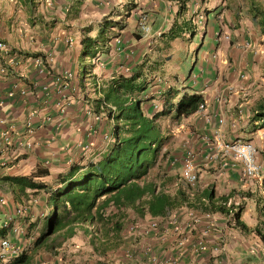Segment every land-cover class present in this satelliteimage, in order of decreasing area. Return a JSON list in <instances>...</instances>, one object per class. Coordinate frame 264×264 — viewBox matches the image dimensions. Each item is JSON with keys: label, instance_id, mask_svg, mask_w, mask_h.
I'll return each mask as SVG.
<instances>
[{"label": "crops", "instance_id": "1", "mask_svg": "<svg viewBox=\"0 0 264 264\" xmlns=\"http://www.w3.org/2000/svg\"><path fill=\"white\" fill-rule=\"evenodd\" d=\"M254 1L264 6V0ZM229 2L187 0V16L202 19L189 49L178 39L165 42L163 36L178 17L177 1L0 0V41L8 50H0V68H4L0 70V139L5 132L9 137L8 142L0 141V195L6 199L0 204L4 231L0 238L8 237L21 252L28 248L31 256L29 247L52 210L47 192L34 196L26 189L27 197L16 200L2 177L38 172L37 181L53 185L72 164L84 165L101 157L108 144L103 134L112 124L96 121L90 108L95 97L93 76L100 82L122 74L123 67L129 69L124 73L128 76L144 59L160 72L138 95L148 114L159 109L155 105L161 106L170 88L176 90L174 100L196 93L205 101L204 109L170 129L169 154L162 167L181 172L187 154H193L197 193L230 194L229 200L241 205L240 220L246 225L234 226L231 219L216 215L217 228L205 234L207 221L203 217L195 221L189 206L167 209L157 217L148 213L135 217L128 210L133 220L125 223L122 242L105 253L95 252L89 231L76 226L75 234L56 251L40 250L32 254L29 264H264V120L255 118L257 111L264 112V24L240 8L244 5L238 0L230 6L232 10L226 7ZM142 12L148 16V33L138 27ZM120 18L124 27L105 33L97 57L84 56L81 40L94 37L103 20ZM115 36L121 38L120 49ZM191 51L195 56L189 67L183 58ZM48 54L52 60L44 62L45 71L40 73L34 59L45 60ZM64 70H72L75 78H64ZM91 129L96 132L91 134ZM76 141H89L91 149L66 147ZM217 141L251 142L261 165L260 176H245L240 161L222 167L220 161L207 159L217 149ZM44 170L47 174L42 175ZM176 188L169 183L165 191L174 193ZM19 200L29 208L23 217L15 214ZM9 217L13 222L3 227ZM26 218L38 223L31 232ZM17 256L0 264H14Z\"/></svg>", "mask_w": 264, "mask_h": 264}, {"label": "trees", "instance_id": "2", "mask_svg": "<svg viewBox=\"0 0 264 264\" xmlns=\"http://www.w3.org/2000/svg\"><path fill=\"white\" fill-rule=\"evenodd\" d=\"M170 1H177L180 7L178 17L163 35L165 42L175 39L180 44L192 42L198 32L197 25L187 16V0ZM229 1L231 4H226V7L232 10L230 6H234L236 0ZM238 1L244 5L240 8H246L254 20L264 24V6L261 3L251 0L252 3L245 7L247 0ZM101 24L94 37L87 35L81 40L84 56L95 57L97 48L104 46L105 33L111 28L124 27L122 18L103 20ZM145 60L128 76L122 71V74L100 82L93 76L91 83L95 97L91 99L90 108L96 114H104L113 123L112 139L101 157L84 165L72 164L53 185L37 181L35 176H39L38 172L29 176L2 177L11 185L14 199L27 197L26 189H30L34 196L40 191L47 192L52 202V214L48 216L47 225L29 247L31 256L27 248L14 258V264H29L32 254L40 250L56 251L75 234L76 226L89 231L94 251L103 254L122 242L123 227L133 220L128 210H132L135 217L141 218L145 213L157 217L167 209L189 206L225 216L232 214L230 218L234 226L246 227L240 220L241 205L232 201L226 204L230 194L216 195L214 190H210L199 195L194 185L182 178L180 171H166L162 167L169 154L170 129L182 118L195 113L203 97L184 93L174 100L176 90L170 88L159 109L148 114L142 105L144 100L138 95L160 72L157 66L146 65ZM261 110L257 111L255 118L264 120ZM166 118L172 123L169 129L162 125ZM46 172L44 170L41 174ZM169 183H175L174 193L165 191ZM33 227L29 223L28 230L31 232ZM0 231L4 234L2 229Z\"/></svg>", "mask_w": 264, "mask_h": 264}, {"label": "built area", "instance_id": "3", "mask_svg": "<svg viewBox=\"0 0 264 264\" xmlns=\"http://www.w3.org/2000/svg\"><path fill=\"white\" fill-rule=\"evenodd\" d=\"M201 17H197L194 19V23L197 25V23L200 25L201 24ZM138 27L141 31L148 33L150 32V25L148 24V16L146 13L142 12L140 13V16L138 18ZM227 38V36H226ZM116 48L120 49V44H121V38L120 36H115L114 38ZM66 42L68 43L69 46L72 45V39L68 38L66 39ZM0 50L3 52L7 53V47L4 42L0 41ZM97 57V55H96ZM43 60L41 57H36L35 63L39 67V72L42 73L45 71V64L44 62H50L52 60L51 55L48 54ZM1 71H4V68H0ZM125 74L129 72V69L127 67H123L122 70ZM63 77L66 79H73L75 78L74 72L72 70H64L63 71ZM205 107V101L199 104L197 111H201ZM155 108H159L158 104L155 105ZM96 121H103L107 120L110 123V121L104 114H96L94 113ZM30 122H28L29 124ZM112 130H113V124L111 125V128L109 132H106L103 134V139H105L107 142H110L112 139ZM95 129H91L90 133L93 134L95 133ZM0 141H9L8 133H3L2 134V139ZM30 145V143L28 144ZM67 148L70 149H78L82 152H88L91 149V144L89 141L87 142H74V143H68L66 145ZM216 147L217 149L213 150L209 155H207V159L212 160V161H220V164L222 167H227V166H233L235 161H240L242 165V172L245 176L247 177H259L261 173V165L258 163L257 158H256V148L255 146L249 142V141H235V142H223V141H217L216 142ZM181 175L182 178L190 183L191 185H194L198 179V173L195 169V165L193 163V154L188 153L187 157L184 159L182 168H181ZM36 201L35 199H33ZM205 203L207 202L206 199H202ZM6 202V199L4 196L0 195V204H3ZM21 202V201H20ZM231 201L229 200L226 204L229 205ZM190 211L192 212V217L195 219V221H199L200 219L198 217H203L207 221V226L205 229V234H207L209 231L212 229H216V220L215 216L216 215H223L219 212H213L211 210H198L195 208L190 207ZM198 210L197 214L195 215L194 211ZM29 211L28 205L25 203H18V205L15 208V214L18 217H23L27 215V212ZM232 214L229 216H225L228 219H231ZM13 222V218L9 217L6 219V221L3 224V227H8L11 223ZM174 223H176V220H173ZM19 229L18 231H16ZM175 229L178 231V233H181L180 227L176 224ZM14 230L18 233L22 232L21 228H14ZM184 241V238L182 237L178 244L182 245ZM204 247V244L202 243L200 245V249ZM216 248V247H215ZM19 253H21V248L17 243L12 242L8 237H1L0 238V262H5L11 259L13 256H17ZM42 264H47V263H42Z\"/></svg>", "mask_w": 264, "mask_h": 264}, {"label": "rangeland", "instance_id": "4", "mask_svg": "<svg viewBox=\"0 0 264 264\" xmlns=\"http://www.w3.org/2000/svg\"><path fill=\"white\" fill-rule=\"evenodd\" d=\"M195 38H196V37H195ZM194 43H195V41H192V42L187 43V44H184V45H185L186 48L192 49L191 47H193L192 45H193ZM195 49H196V48H195ZM194 56H195L194 51H191V52L189 53L187 59L183 58V60L185 61V63L188 64L189 67H190L191 64L193 63V57H194ZM162 125H163L165 128H168V129H169L170 127H172V123L170 122V120H169L168 118H166V119H164V120L162 121ZM50 205H52V202H50ZM51 214H52V210L50 211V214H49L48 216H51ZM48 221H49L48 217H47L46 219H44V222H43L44 225H43V227H45V226L47 225ZM29 223H32V225H33L34 227H36V226L38 225V223H36V222H29V219L26 218V225L29 226ZM34 227H33V228H34ZM35 231H36V229H35ZM27 233H28V232H27ZM26 235H27V234H26Z\"/></svg>", "mask_w": 264, "mask_h": 264}, {"label": "clouds", "instance_id": "5", "mask_svg": "<svg viewBox=\"0 0 264 264\" xmlns=\"http://www.w3.org/2000/svg\"><path fill=\"white\" fill-rule=\"evenodd\" d=\"M145 13V12H144ZM111 124H113L112 122H111ZM32 199H35L36 200V198L33 196V198ZM28 205V204H27ZM11 240V239H10ZM13 242V241H12Z\"/></svg>", "mask_w": 264, "mask_h": 264}]
</instances>
